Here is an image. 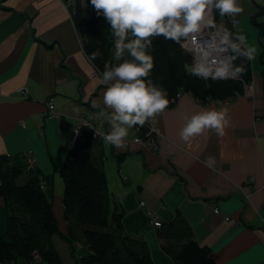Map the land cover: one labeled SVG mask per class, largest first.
<instances>
[{
	"label": "crops",
	"instance_id": "crops-1",
	"mask_svg": "<svg viewBox=\"0 0 264 264\" xmlns=\"http://www.w3.org/2000/svg\"><path fill=\"white\" fill-rule=\"evenodd\" d=\"M238 4L243 12L237 16L241 24L237 31L245 34L244 17L254 16L257 4L256 0ZM251 63L253 80L244 95L223 103H201L184 93L163 115L152 118L161 134L156 151L148 149V140H139L136 127L129 129L122 149L100 136L89 149L125 211V232L145 241L158 262L171 261L162 245L181 244L169 224L182 222L192 239L210 248L216 264H264L263 65L261 61L256 65V57ZM106 88L84 52L67 0H0V157L39 172L62 234L68 233V223L63 195H55L64 190L59 169L76 130L85 121L95 128L100 125L99 109L92 101H101ZM49 98L59 115L56 119L47 116ZM204 110L227 113L225 135L206 131L185 144L179 137L185 117ZM108 130L105 122L104 131ZM208 156L215 158V170L201 163ZM121 175L129 179L127 184ZM26 181V175L18 180ZM152 214L160 228L153 224ZM7 231L0 198V237L6 238ZM163 232L164 241L159 239ZM53 243L63 264H81L77 254L87 249L84 242L76 257L60 236H54ZM35 262L18 259L4 264Z\"/></svg>",
	"mask_w": 264,
	"mask_h": 264
},
{
	"label": "trees",
	"instance_id": "trees-1",
	"mask_svg": "<svg viewBox=\"0 0 264 264\" xmlns=\"http://www.w3.org/2000/svg\"><path fill=\"white\" fill-rule=\"evenodd\" d=\"M69 9L84 52L95 68L103 73L106 63H115L110 26L102 16H97L91 0H74ZM213 14L215 23L226 19L218 12ZM254 18L256 16L252 20L261 27L263 34V23L256 22ZM226 29L236 33L228 20ZM182 41L178 44L164 37H154L149 49L154 57V67L146 79L165 89L170 102L179 91L202 103L225 101L245 94L244 84L248 86L253 80L251 62L242 58L234 61L235 65L244 68L241 79L205 81L185 70L189 59L181 46ZM93 53H98L95 60L90 58ZM260 61L264 87V50ZM142 132L137 131L138 136L146 138L147 132ZM98 137L90 127H79L73 146L59 169L64 182L63 210L68 223L67 234L59 230L53 203L44 191L39 172L23 165H12L8 159L0 157V198L5 203L8 223L7 237H0V264L14 263L18 259L38 261L34 253L40 257L38 262L63 264L54 247V236H60L69 244L71 256L78 255L81 264H216L210 248L192 239L191 231L181 225L182 222L169 224L175 240H183L178 244L180 246L166 242L162 245L171 256L170 263L156 261L145 241L125 232V211L110 192L105 171L89 151ZM23 175L27 176V181L20 184L18 180ZM124 177L121 175L123 181ZM124 182L127 184L129 179ZM163 233L159 234V239L164 241ZM82 242L88 251L85 249L76 255Z\"/></svg>",
	"mask_w": 264,
	"mask_h": 264
},
{
	"label": "clouds",
	"instance_id": "clouds-1",
	"mask_svg": "<svg viewBox=\"0 0 264 264\" xmlns=\"http://www.w3.org/2000/svg\"><path fill=\"white\" fill-rule=\"evenodd\" d=\"M91 5L110 26L115 61L106 63L101 74V82L107 86L102 100L92 101V107L99 109L96 118L100 121L94 133L117 149L124 147L129 129L143 127L149 119L163 115L170 103L167 93L146 79L154 67V57L149 52L153 38L164 37L178 44L189 38L196 41L205 28H216L214 12L231 17L234 27L236 17L243 12L238 0H91ZM213 35L219 39L204 43L185 70L205 81L241 79L244 68L234 61L255 60V47L240 31L233 34L218 29ZM218 47L223 49L219 56ZM97 55L93 53L90 58L95 60ZM228 123L225 111L204 110L185 117L179 137L185 144L206 131L223 137ZM201 163L215 170L214 157L208 156Z\"/></svg>",
	"mask_w": 264,
	"mask_h": 264
},
{
	"label": "built area",
	"instance_id": "built-area-1",
	"mask_svg": "<svg viewBox=\"0 0 264 264\" xmlns=\"http://www.w3.org/2000/svg\"><path fill=\"white\" fill-rule=\"evenodd\" d=\"M72 4H73V1L72 0H70V1L67 0V6L68 7L70 5H72ZM71 14H72V12H71ZM226 19L229 21V23L232 25V27L237 32V27L239 25L238 18L236 17L237 27H234L233 26V21H232V18L231 17H227L226 16ZM217 30H218V28H211V27L205 28L202 33H200V34L197 35V40L196 41H193L191 38H189L187 41H184V40L182 41V44L185 45L183 47V49L185 50V53H186V55H187V57L189 59L187 65H191L193 63L194 58L198 57V55L200 53V50H201V46L204 43H206L209 40H211V41H217L219 39V37L213 35V33H215ZM222 51H223V49L218 47L217 48V56H219ZM96 72L99 73L100 75L102 74L101 71L98 70L97 68H96ZM148 81H150L152 84H154L155 86H157L151 79H148ZM157 87L162 88L160 86H157ZM163 90L167 93V96H168V92L165 89H163ZM182 93H183L182 91H179L177 93V98H179L182 95ZM234 99H236V97L227 99L225 101H231V100H234ZM174 101H175V98L172 99V101L170 103H175ZM222 102H224V101H222ZM47 107H48V114H47V116L49 118H55V119L58 118L59 115H58V113H57V111L55 109V105H54L53 98H49V100L47 101ZM83 125H85L87 127H90L93 130L95 129V126H94V124L92 122L85 121L83 123ZM144 130L147 132L146 135H145V137L146 136L149 137V139L147 138V140L150 141V142H154L156 144L157 143L156 142V131H155V129H153V127L151 125L150 119L145 123V125L143 127L136 126V131H138L139 133H141L142 131L144 132ZM77 132H78V129L76 130V133ZM140 139L142 140L143 138L142 137L141 138L139 137V140ZM123 179H124V181H127L128 180V178H125V177ZM250 179H252V178H250ZM41 180H42V177H41ZM141 204L144 205L143 202H141ZM213 210L217 214L220 212V210H219L218 207H214ZM152 216H153V214H152ZM153 224L156 225L157 227L161 226V222H159L158 220H156L155 215H154V218H153Z\"/></svg>",
	"mask_w": 264,
	"mask_h": 264
},
{
	"label": "rangeland",
	"instance_id": "rangeland-1",
	"mask_svg": "<svg viewBox=\"0 0 264 264\" xmlns=\"http://www.w3.org/2000/svg\"><path fill=\"white\" fill-rule=\"evenodd\" d=\"M256 4L257 5H256V7H254V10H253V12H255L254 13L255 15L254 14H252V15L256 16V18H254V20L256 22H261V23H263V26H264V7H262V6H264V0H256ZM212 15H213V22L215 23V21H214V14H212ZM254 16H251V17L248 16V18L244 17L243 25H244V28H245V32H244L245 34L244 35L247 38L248 44L250 46L255 47V49H256L255 57H256V65L258 66V65H260L259 55L264 50V33L261 34V27L258 24H255L254 21L252 20V18ZM239 24H240V20H239ZM215 25H216V28H218V29H223V28L226 29L227 19L223 18L219 22L215 23ZM183 94L184 93H182V95ZM179 98H177V95H176L174 102L176 103ZM222 101L223 100H221V101H215V102L223 103ZM209 102H211V101H208L206 103H209ZM150 121H151V125H152V118L150 119ZM152 127H153V125H152ZM153 129H155V131H156V142L157 143L155 144L154 142L148 141L147 144H148V149L150 151H156L158 149V139L157 138H158V136L161 135L160 132L156 128L153 127ZM147 138L149 139V137L146 136V138H143L142 140H147ZM142 140L140 139V141H142ZM40 178H41V175H40ZM125 178H127V177H125ZM109 180H111V178ZM120 181L122 183V180H120ZM112 189L114 190V188L112 187V185H109V190L111 191V193L113 192ZM58 191H60V192H58ZM60 193L63 195L61 189L60 190H56L55 195L60 194ZM152 218H154V215L152 216ZM156 220H157V218H156ZM159 227H161V226H159ZM34 257L37 258V260L39 261V258L40 257H39V255L37 253H34ZM38 261L35 262V264H47L46 262H38ZM170 262H172V260ZM170 262H168V263H170Z\"/></svg>",
	"mask_w": 264,
	"mask_h": 264
},
{
	"label": "bare ground",
	"instance_id": "bare-ground-1",
	"mask_svg": "<svg viewBox=\"0 0 264 264\" xmlns=\"http://www.w3.org/2000/svg\"><path fill=\"white\" fill-rule=\"evenodd\" d=\"M213 212H214V210H213ZM215 213V212H214ZM215 214H217V213H215Z\"/></svg>",
	"mask_w": 264,
	"mask_h": 264
}]
</instances>
